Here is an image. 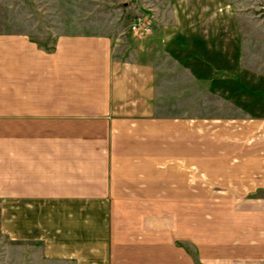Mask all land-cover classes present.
<instances>
[{"label":"crops","instance_id":"0c3cea01","mask_svg":"<svg viewBox=\"0 0 264 264\" xmlns=\"http://www.w3.org/2000/svg\"><path fill=\"white\" fill-rule=\"evenodd\" d=\"M151 34L67 31L43 45L0 29V227L23 250L35 245L39 264L169 257L167 227L159 224L157 239L145 218L153 206L166 211L169 198L182 206L200 196L201 150L216 140L200 86L214 85V71L199 53L178 60L181 109L169 114L161 100L170 68ZM2 249L0 240L8 257Z\"/></svg>","mask_w":264,"mask_h":264},{"label":"rangeland","instance_id":"374dc122","mask_svg":"<svg viewBox=\"0 0 264 264\" xmlns=\"http://www.w3.org/2000/svg\"><path fill=\"white\" fill-rule=\"evenodd\" d=\"M138 15L151 17L148 31L132 29ZM0 29L27 31L43 45L67 31L152 33L170 68L161 100L169 114L181 109L174 67L199 53L215 76L210 91L200 86V113L216 116L215 148L201 150L199 198L185 197L182 206L169 198L166 211L153 206L145 218L153 235L167 227L169 257L139 263L264 264V0H0ZM139 217L127 215L135 223ZM0 240L8 256L0 264H39L32 243L23 250L1 227Z\"/></svg>","mask_w":264,"mask_h":264},{"label":"built area","instance_id":"2783aa9c","mask_svg":"<svg viewBox=\"0 0 264 264\" xmlns=\"http://www.w3.org/2000/svg\"><path fill=\"white\" fill-rule=\"evenodd\" d=\"M151 25V17H143L142 15H138L134 18L131 27L135 30H143L148 31Z\"/></svg>","mask_w":264,"mask_h":264}]
</instances>
